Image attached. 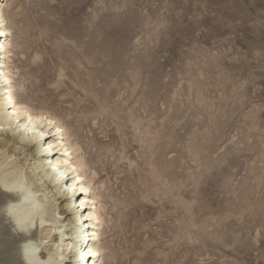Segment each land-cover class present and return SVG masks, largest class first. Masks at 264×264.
Wrapping results in <instances>:
<instances>
[{
  "label": "rangeland",
  "instance_id": "374dc122",
  "mask_svg": "<svg viewBox=\"0 0 264 264\" xmlns=\"http://www.w3.org/2000/svg\"><path fill=\"white\" fill-rule=\"evenodd\" d=\"M20 5L40 65L24 101L129 155L135 126L157 169L170 163V206L118 175L129 196L103 231L120 247L108 264H264V0ZM91 96L117 117L85 120Z\"/></svg>",
  "mask_w": 264,
  "mask_h": 264
},
{
  "label": "bare ground",
  "instance_id": "6f19581e",
  "mask_svg": "<svg viewBox=\"0 0 264 264\" xmlns=\"http://www.w3.org/2000/svg\"><path fill=\"white\" fill-rule=\"evenodd\" d=\"M20 2L0 0V32L6 33L0 36V264L117 263L120 247L106 248L102 236L112 220L118 225L127 207L129 181L118 175L133 172L143 199L170 206V163L164 172L157 169L135 126L139 146L129 155L122 148L114 151L90 127L84 134L80 118L70 131L24 101L40 65ZM16 23L21 46L13 39ZM90 100L96 110L85 120L117 117L104 100Z\"/></svg>",
  "mask_w": 264,
  "mask_h": 264
},
{
  "label": "snow or ice",
  "instance_id": "6c2138e0",
  "mask_svg": "<svg viewBox=\"0 0 264 264\" xmlns=\"http://www.w3.org/2000/svg\"><path fill=\"white\" fill-rule=\"evenodd\" d=\"M2 35H6V33H4V32H0V36H2ZM92 255L95 256L96 254L93 253Z\"/></svg>",
  "mask_w": 264,
  "mask_h": 264
},
{
  "label": "built area",
  "instance_id": "2783aa9c",
  "mask_svg": "<svg viewBox=\"0 0 264 264\" xmlns=\"http://www.w3.org/2000/svg\"><path fill=\"white\" fill-rule=\"evenodd\" d=\"M87 243V240L84 241V243L82 244V246L84 247Z\"/></svg>",
  "mask_w": 264,
  "mask_h": 264
}]
</instances>
